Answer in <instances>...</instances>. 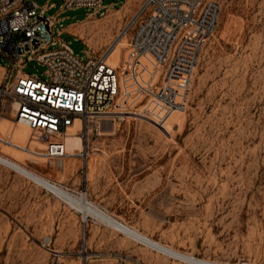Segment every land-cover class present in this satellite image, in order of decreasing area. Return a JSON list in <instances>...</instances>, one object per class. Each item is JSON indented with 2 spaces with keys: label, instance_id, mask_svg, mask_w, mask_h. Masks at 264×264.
<instances>
[{
  "label": "rangeland",
  "instance_id": "1",
  "mask_svg": "<svg viewBox=\"0 0 264 264\" xmlns=\"http://www.w3.org/2000/svg\"><path fill=\"white\" fill-rule=\"evenodd\" d=\"M28 1L37 10L53 3L44 16L62 3ZM140 1L103 0L114 6L96 25L89 18L69 29L102 54ZM205 2L217 6V20L186 89L176 77L180 85L165 92L167 64L134 54L122 38L105 53L119 76L104 113L111 130L103 121L98 132L61 137L60 166L0 143V264H48L43 237L66 264H117L118 253L125 264H264V0ZM87 13L62 11L52 33ZM59 39L83 57L87 45L64 32ZM22 69L45 77L33 60ZM0 129L43 147L29 129L6 120ZM81 195L96 205L86 220L69 205Z\"/></svg>",
  "mask_w": 264,
  "mask_h": 264
},
{
  "label": "built area",
  "instance_id": "2",
  "mask_svg": "<svg viewBox=\"0 0 264 264\" xmlns=\"http://www.w3.org/2000/svg\"><path fill=\"white\" fill-rule=\"evenodd\" d=\"M102 1L62 0L57 13L44 16L50 5L37 10L33 1L0 0V55L6 58V63L0 64V118L26 126L28 139L42 142L43 147L33 151L27 141L20 143L1 133L0 143L60 166L64 155L61 136L68 129L78 123L75 132H98L103 121L111 120L104 113L117 95L119 76L105 53L122 38L134 54H149L159 65L167 64L165 92L170 91L168 84L180 85L176 77L183 81L182 90L186 89L198 50L216 24L217 6L201 0H142L102 54H93L88 48L83 57L74 54L59 39L60 24L56 35L52 33L54 24L62 20L58 14L84 8L88 14L101 15ZM31 60L45 67L44 78L22 69ZM136 62L133 57L129 65ZM163 95L160 100H164ZM70 191L85 194L83 188ZM42 245L49 253L48 264H66L63 252L50 246V238L43 237ZM117 264H125L124 254H117Z\"/></svg>",
  "mask_w": 264,
  "mask_h": 264
},
{
  "label": "bare ground",
  "instance_id": "3",
  "mask_svg": "<svg viewBox=\"0 0 264 264\" xmlns=\"http://www.w3.org/2000/svg\"><path fill=\"white\" fill-rule=\"evenodd\" d=\"M76 33H78L79 34V36L80 37H82L83 38V35H82V33H80V32H77L76 31ZM106 61H108V59H106ZM109 62V61H108ZM2 69V68H1ZM4 120H6V119H4V118H0V122L1 121H4ZM7 121V120H6ZM8 122H11V121H8ZM11 123H13V124H15V125H19V126H21V127H23L24 129H26V130H28V128L26 127V126H23V125H21V124H19V123H16V122H11ZM105 123H106V127H105V129L104 130H111L112 128L110 127V123L108 122V121H106L105 120ZM77 126H78V123H75L74 124V126L72 127V128H70L69 129V132H67L66 134H64V135H62L61 137H64V136H66L67 134H69V133H72V134H77L76 132H75V129L77 128ZM12 131V130H11ZM29 131V130H28ZM0 133H2V130L0 129ZM4 133V132H3ZM14 134V133H13ZM8 135H10V134H8ZM11 136V135H10ZM80 137V136H79ZM11 138L13 139V136H11ZM81 139V138H80ZM68 140H69V142L71 143V144H73V142H72V140H71V138H68ZM10 147V146H9ZM65 154V153H64ZM64 156V155H63ZM48 191V190H47ZM88 199V198H87ZM86 198H85V196L84 195H81L80 197H79V200L77 201L78 202V204L79 205H72V204H69V205H71V206H73L78 212H80L81 214H82V218H85V220H86V217H87V215H88V209H90V208H95L96 207V205L95 204H92L91 202H89L88 200H87ZM48 238H46L45 240H47ZM179 257V256H178ZM179 258H181V257H179ZM181 259H183V260H186V261H189V262H193L192 260H190V259H187V258H181ZM205 264H211V263H209V262H204Z\"/></svg>",
  "mask_w": 264,
  "mask_h": 264
},
{
  "label": "crops",
  "instance_id": "4",
  "mask_svg": "<svg viewBox=\"0 0 264 264\" xmlns=\"http://www.w3.org/2000/svg\"><path fill=\"white\" fill-rule=\"evenodd\" d=\"M142 1V0H141ZM140 1V2H141ZM140 4V3H139ZM138 4V5H139ZM44 5H50V7L49 8H51V7H53V3H48V4H44ZM114 6V4L113 3H110V4H108V5H103V7H104V10L102 11V14L101 15H99L98 13H92V14H88L87 13V16L84 18V19H82V20H80L79 22H77V23H71V24H69L67 27H61V30H60V33L61 32H64V33H66V34H68V35H70V36H72L73 38H75V39H78L80 42H82V43H84V45H87L86 44V40H84V38H81V37H79V36H77L76 34H73L72 33V29H69L71 26H73V25H76V24H78V26H80V27H82L84 24H86L88 21H87V19H89V18H93V20H90V22H92V23H94V25H96V23H95V20L94 19H96V17L98 16L99 18L101 17V16H103L104 15V13L107 11V10H109L110 8H112ZM138 7V6H137ZM136 7V8H137ZM135 8V9H136ZM135 11V10H134ZM133 11V12H134ZM133 12L131 13V15L133 14ZM57 13V12H56ZM59 15V14H58ZM130 15V16H131ZM129 16V17H130ZM128 17V18H129ZM57 18H61V17H58L57 16ZM127 18V19H128ZM62 19V18H61ZM127 19L124 21V23L122 24V25H120L118 28H117V31L114 33V34H112V38L110 39V41L108 42V44L112 41V39L114 38V36L118 33V31H119V29L125 24V22L127 21ZM84 27H82V29H83ZM108 44H106L105 45V47L108 45ZM87 50H89L91 53H93L92 51H91V49H90V47L87 45ZM94 54V53H93Z\"/></svg>",
  "mask_w": 264,
  "mask_h": 264
}]
</instances>
